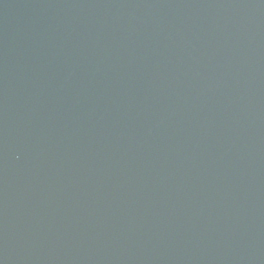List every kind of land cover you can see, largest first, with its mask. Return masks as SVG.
Instances as JSON below:
<instances>
[{"label":"water","instance_id":"obj_1","mask_svg":"<svg viewBox=\"0 0 264 264\" xmlns=\"http://www.w3.org/2000/svg\"><path fill=\"white\" fill-rule=\"evenodd\" d=\"M0 106L143 264H264V0H0Z\"/></svg>","mask_w":264,"mask_h":264}]
</instances>
